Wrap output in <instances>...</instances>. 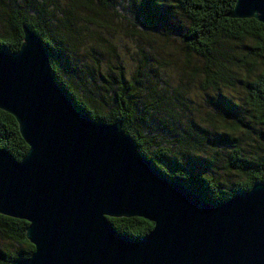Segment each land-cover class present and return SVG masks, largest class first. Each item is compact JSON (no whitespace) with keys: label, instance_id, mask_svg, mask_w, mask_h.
<instances>
[{"label":"trees","instance_id":"trees-1","mask_svg":"<svg viewBox=\"0 0 264 264\" xmlns=\"http://www.w3.org/2000/svg\"><path fill=\"white\" fill-rule=\"evenodd\" d=\"M236 2L0 0V46L17 51L24 26L34 29L77 108L96 121L122 122L141 154L214 203L264 181V23L233 17ZM117 26L136 45L133 70L118 58ZM196 82L202 102L192 98ZM0 147L17 159L29 150L3 109ZM109 220L133 238L154 227L141 216ZM29 225L0 213V264L35 252Z\"/></svg>","mask_w":264,"mask_h":264},{"label":"water","instance_id":"water-1","mask_svg":"<svg viewBox=\"0 0 264 264\" xmlns=\"http://www.w3.org/2000/svg\"><path fill=\"white\" fill-rule=\"evenodd\" d=\"M231 15L264 23V0H237ZM0 109L29 145L22 159L0 147V213L27 220L35 244L11 264H264V181L211 203L168 177L122 122L77 108L28 25L19 50L0 46ZM130 216L153 229L133 238L109 220Z\"/></svg>","mask_w":264,"mask_h":264},{"label":"rangeland","instance_id":"rangeland-1","mask_svg":"<svg viewBox=\"0 0 264 264\" xmlns=\"http://www.w3.org/2000/svg\"><path fill=\"white\" fill-rule=\"evenodd\" d=\"M108 36L111 39V29L108 31ZM112 38L117 39L118 44V54L119 59L122 61L123 64L127 66L129 70H133L134 68V62L137 58L136 55V45L133 43V41L125 34V30L121 26H117L116 29L112 33ZM112 59H115V55H111ZM101 60H105L104 57L101 58ZM108 65L104 63H100V68L104 71H106ZM199 84L196 82L194 83V86L192 88V98L196 102H202L203 101V91L199 88Z\"/></svg>","mask_w":264,"mask_h":264}]
</instances>
